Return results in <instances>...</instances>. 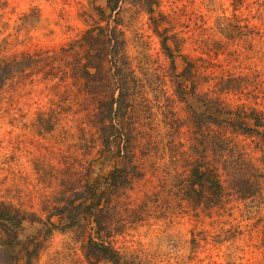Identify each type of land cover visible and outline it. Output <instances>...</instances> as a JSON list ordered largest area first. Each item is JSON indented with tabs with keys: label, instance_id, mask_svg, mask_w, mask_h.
Returning <instances> with one entry per match:
<instances>
[{
	"label": "rangeland",
	"instance_id": "1",
	"mask_svg": "<svg viewBox=\"0 0 264 264\" xmlns=\"http://www.w3.org/2000/svg\"><path fill=\"white\" fill-rule=\"evenodd\" d=\"M97 6L0 0V264H90L97 173L130 259L264 264V0ZM107 22L124 43L86 84L79 41Z\"/></svg>",
	"mask_w": 264,
	"mask_h": 264
},
{
	"label": "trees",
	"instance_id": "2",
	"mask_svg": "<svg viewBox=\"0 0 264 264\" xmlns=\"http://www.w3.org/2000/svg\"><path fill=\"white\" fill-rule=\"evenodd\" d=\"M123 0H106V6H97L98 15L101 20H106L105 18H109L113 16L115 12L119 10L120 3ZM109 11V13H108ZM109 21V20H108ZM120 30L118 26L110 24L107 22L105 26L98 25L92 28L90 31H87L85 36L80 39L79 44L84 48V52L82 58L80 60L79 72L82 77L85 79L86 84H90V77L98 74V70L104 67L105 63H107L109 52L112 53L115 51L116 53L120 52L121 45H123V40H120ZM167 45V44H165ZM168 47V46H167ZM115 57L116 54H113ZM95 69V72H92V69ZM114 98V96H113ZM112 98V99H113ZM117 99V98H116ZM119 102V100H116ZM111 108L108 106L104 107L102 111L101 122L103 123L104 130L106 128V120L110 115ZM112 110V109H111ZM230 113L229 111L222 110V116ZM231 114V113H230ZM105 124V125H104ZM110 137V136H109ZM105 147H107V142H104ZM115 169L113 172H115ZM205 170H203L201 175L204 178L203 174ZM104 179V175L97 173L94 178H92V182H88L87 188L82 196V200L78 206H83L81 213L83 218H87L91 220L94 224V229L96 230V234L98 237L90 236L87 243V257L90 264H140L135 259H130L127 254H123L120 252L113 244L112 240L107 241L103 238L105 233L109 232V227L104 222L102 216L105 208V203L108 199L107 192L109 191L108 187H105L102 184ZM201 180H199V183ZM77 206V207H78ZM76 207V208H77ZM8 207L0 208V227L3 231L9 232L10 225L9 223L14 221V216L10 211L7 210ZM5 209V212H3ZM60 211L63 215H67L72 210L67 208H60ZM72 223H75L78 219L75 216H72ZM109 235L105 236L108 237ZM110 239V238H109Z\"/></svg>",
	"mask_w": 264,
	"mask_h": 264
}]
</instances>
